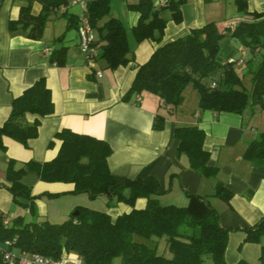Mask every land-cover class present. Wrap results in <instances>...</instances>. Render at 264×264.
I'll return each instance as SVG.
<instances>
[{"label": "trees", "instance_id": "1", "mask_svg": "<svg viewBox=\"0 0 264 264\" xmlns=\"http://www.w3.org/2000/svg\"><path fill=\"white\" fill-rule=\"evenodd\" d=\"M109 1H87L85 14L95 38L97 34L102 42L100 58L107 69L114 70L130 61V49L121 21L113 16L104 20L110 12ZM185 1L169 0L161 8H155L151 0L128 4L138 13L137 23L131 28L135 40L151 39L159 45L148 60L138 66L124 99L148 92L172 111L182 104L183 91L191 86L198 94L200 110L241 114L249 105L264 108V11H249V0H233L236 10L247 15V19L233 27L207 22L191 28L184 36L160 43L167 24L161 11L168 10L171 19L180 23V6ZM67 4L68 0H26L19 7L17 18L9 20V31L21 30L29 39H40L50 13ZM36 5L38 12L34 11ZM63 16L69 22L66 30L77 27L79 20L68 14ZM225 36L237 39L251 52L262 51L260 62L252 73L249 93L241 86L233 67L235 63L223 65L224 72L216 86L212 87V83L206 81L216 69L219 42ZM62 38L63 35L58 40ZM67 56L68 49L59 47L50 53L49 61L63 67ZM53 112L50 89L40 78L12 99L9 115L0 126V150L6 149L5 138L28 147V140L38 135L40 118ZM27 114L35 116L32 122L26 121ZM164 122L165 116L157 113L153 129L161 130ZM174 137L179 141L177 155H185L191 169L205 177L216 176L217 168L208 165L209 152L203 147L205 132L201 128L178 126ZM56 143V155L47 161L30 160L15 168V161L8 160L7 188L14 198H25L28 203L22 204L34 212V200L40 195H31V187L23 182L28 172H34L41 182L71 184L72 188L66 192L46 193L48 198L64 194H87L90 199L105 196L109 201L129 205L131 210L113 219L105 211L77 207L78 214H70L61 223L49 220L27 222L22 216L9 223L0 210V242L9 240L15 250L52 258H59L66 251L76 254L83 264H228L224 253L228 235L234 229L221 224L217 210L205 197L188 194L201 205L200 212L191 206L161 205L155 198L159 195V182L155 177L130 179L111 172L108 157L112 148L105 140L62 128L53 135L48 146L53 147ZM243 157L252 162L264 160V135L250 142ZM125 190H128L127 195ZM213 196L228 202L232 193L224 185L217 184ZM139 198L146 199L145 207H135ZM242 230L246 242L261 245L260 260H264V217ZM161 239L165 241L170 257L157 254V242ZM0 264H6L1 256ZM236 264L250 263L241 259Z\"/></svg>", "mask_w": 264, "mask_h": 264}, {"label": "crops", "instance_id": "2", "mask_svg": "<svg viewBox=\"0 0 264 264\" xmlns=\"http://www.w3.org/2000/svg\"><path fill=\"white\" fill-rule=\"evenodd\" d=\"M81 1L68 0L67 5L51 12L41 38L33 40L21 30L9 31L8 28L9 20L17 18L19 7L26 0H0V126L9 115L12 99L40 78L50 89L54 105L51 115L40 118L38 135L28 140V147L5 138L6 149L0 150V169L5 171L9 159L21 167L30 160L43 162L53 158L58 143L53 147L48 144L62 128L105 140L112 148L108 157L111 172L130 179L155 177L159 182V195L155 198L161 205L191 206L194 211L200 212L201 205L191 200L188 194L207 199L217 210L221 224L234 229L228 235L224 253L228 264H236L241 259L250 264H264V260H260L261 245L246 242L242 230L264 217V160L252 162L243 157L250 142L264 135V108L249 105L241 114L200 110L198 94L193 91L189 95L183 91L182 104L172 111H168L157 96L148 92L124 99L138 66L148 60L159 44L151 39L135 40L131 28L137 23L138 13L126 9L123 15L130 61L114 70L107 69L100 58L102 42L97 34L94 55L87 58L78 49L76 27L66 30L69 22L63 16L68 14L79 20L86 15L87 1ZM135 1L131 0L130 4ZM151 1L155 8H161L169 0ZM248 10L264 11V0H249ZM34 11H39L38 5ZM167 11L160 13L167 20L160 43L183 36L191 28L207 22L220 24L219 21L226 16V3L222 0L210 3L186 0L185 8L181 11L187 21L184 19L181 23H175ZM62 35L63 38L58 40ZM59 47L68 49L67 63L63 67L49 61L50 53ZM220 50L224 53L220 61L215 62L216 69L210 75L212 82H220L223 65L231 60L235 61L237 67H244L243 75L252 76L250 60L254 52L230 36L220 40ZM137 96L140 97L139 101L136 100ZM157 113L165 116L161 130L152 127ZM34 118L32 114L25 116L27 122H32ZM178 126H197L205 132L203 147L209 152L208 165L217 168L215 177L203 176L189 167L185 155H177L179 141L174 137V130ZM30 183L31 187L44 191L35 200L38 207L46 205L45 199L66 198L63 200L67 210L65 215L77 207L96 210L92 204L97 198L90 199L87 194L81 200L87 202L82 204L73 198L83 194H64L57 198L46 196V193L66 192L72 188L71 184L45 183L37 176ZM217 184L231 191L228 202L213 196ZM124 193L127 195L128 190ZM105 198V212L113 219L131 210L125 203ZM145 205V198L135 201L136 208Z\"/></svg>", "mask_w": 264, "mask_h": 264}, {"label": "rangeland", "instance_id": "3", "mask_svg": "<svg viewBox=\"0 0 264 264\" xmlns=\"http://www.w3.org/2000/svg\"><path fill=\"white\" fill-rule=\"evenodd\" d=\"M130 1L131 0H110L109 1L110 12L104 18V20L107 19L109 16H113V17L119 19L121 21V23L123 24V26L125 27L126 22H125L123 14L127 10L133 11L128 7V4H130ZM222 1L223 2L225 1V3H226V16L223 17V21H219L220 24H223L225 22L226 24H229V25L232 24L235 26L236 24L239 23V21H243V20L247 19V15L239 13L236 10V7L234 5L233 0H222ZM185 4H186V1L184 3H182L180 8L184 9ZM181 14H182V11H181ZM167 15H171V13L169 11H167ZM187 17H188V13H187ZM184 19H185V21H187L186 15L185 16L182 15L181 22ZM60 22L62 23V20ZM228 38H229V36H228ZM223 53L224 52H222L221 50L219 51L218 55L216 56L215 62L218 63L220 61V57L223 55ZM261 53H262L261 50H256L253 53V59L250 60V63H252L251 67H250L251 71H252L251 73H253V71L257 67L258 63L260 62ZM233 67H234L237 75L240 77L242 88L246 92L249 93L251 91V85H252L251 78H252V76L251 75H243L242 69L244 67H237L236 65H233ZM211 80H213V79L210 77L206 81L211 83L212 82ZM184 91H186L185 93H187L188 95H189L190 91H193V93H197L191 86H188L186 88V90H184ZM14 167L19 168L20 165L16 164V162H15ZM6 168H7V166H6ZM6 168H5L4 172L0 169V209L5 216L6 222L11 223L15 217L22 216L24 218V220L27 222L49 220L52 223H61L65 219H67L70 214H72L75 211V209H74L73 211H71V213L69 215L64 214V212H66L67 210H65L63 200H65L66 198H62L60 200L45 199L43 201H45L44 203L46 205L45 206L41 205L40 207H38L35 204V200L38 199L39 197L34 200V207H35L34 212L31 211L30 207L28 205L22 204V203H28V201L25 198H23L22 196H17L16 198H14L12 193L8 190L7 186L9 183H8V180L6 179ZM33 177H36V174L34 172H28L23 177V182H25L27 185L30 186V185H32V183H30V182H31V180H33ZM31 190H32L31 195L36 194L37 196H39L42 192H44L42 189L39 190L38 188L33 187V186L31 187ZM73 199L77 200L80 204H82L83 202H87V201L81 202L82 199H85L84 194L81 196H77L76 198H73ZM105 199H106L105 197H103V198L97 197L95 202L92 204L93 208H96V210H99V211H105L106 210V207L104 205ZM48 217H50V219ZM157 254L163 255L166 257H170V253L167 249V245L163 239L158 240V242H157ZM258 264H261V263L259 262Z\"/></svg>", "mask_w": 264, "mask_h": 264}, {"label": "built area", "instance_id": "4", "mask_svg": "<svg viewBox=\"0 0 264 264\" xmlns=\"http://www.w3.org/2000/svg\"><path fill=\"white\" fill-rule=\"evenodd\" d=\"M84 1L92 0L81 2ZM76 31L79 51L90 58L95 52V35L86 15L80 17ZM45 53L48 54L49 51L46 50ZM228 63H235V61L231 60ZM211 86H216V83L212 82ZM136 100L139 101L140 97L137 96ZM12 243L9 240L0 242V256L6 264H83L82 260L73 253L63 251L59 258H52L40 253L15 250Z\"/></svg>", "mask_w": 264, "mask_h": 264}, {"label": "water", "instance_id": "5", "mask_svg": "<svg viewBox=\"0 0 264 264\" xmlns=\"http://www.w3.org/2000/svg\"><path fill=\"white\" fill-rule=\"evenodd\" d=\"M72 214H73V215H77V214H78V211L75 210Z\"/></svg>", "mask_w": 264, "mask_h": 264}]
</instances>
